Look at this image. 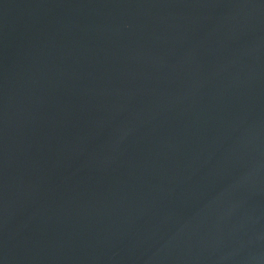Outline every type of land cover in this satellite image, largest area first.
<instances>
[{"label":"water","instance_id":"water-1","mask_svg":"<svg viewBox=\"0 0 264 264\" xmlns=\"http://www.w3.org/2000/svg\"><path fill=\"white\" fill-rule=\"evenodd\" d=\"M0 264H264V0H0Z\"/></svg>","mask_w":264,"mask_h":264}]
</instances>
